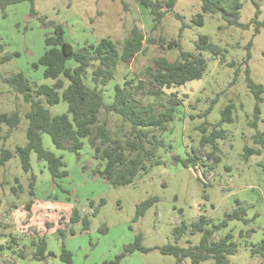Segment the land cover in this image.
Masks as SVG:
<instances>
[{
    "label": "rangeland",
    "instance_id": "374dc122",
    "mask_svg": "<svg viewBox=\"0 0 264 264\" xmlns=\"http://www.w3.org/2000/svg\"><path fill=\"white\" fill-rule=\"evenodd\" d=\"M242 3L244 27L228 25L220 14H206L204 24L198 25L193 20L203 14L202 2L180 0L157 29L149 10L138 0H34L0 6V61L10 57L0 64V115L18 112L20 116L13 131L7 124L0 126L3 264H67L61 258L63 246L72 254L73 264H101L115 260L139 235L142 245L151 250L128 254L121 264H192L190 258L179 263L159 248L176 244L174 229L183 221L190 224L204 215L211 226H220L237 209L244 211L243 219L228 221L214 238L234 236L238 252L229 257V264H264V257L252 252L264 240V141L256 140L258 132L264 133V93L257 118L256 99L247 84L249 68L253 81L264 86V0ZM48 22L61 25L75 48L109 38L121 50L134 30L144 34L142 53L120 65L114 80L100 87L107 103L113 101L115 86L126 80L143 81L144 92L153 90L146 70L160 57L179 58L178 47L170 45L179 40L184 24L181 44L185 51L197 53L200 36L209 37L212 49L202 52L208 68L200 80L164 89L151 98L143 96L145 103L174 99L181 104L162 135L164 146L157 150L160 163L132 184L113 186L100 177L97 170L103 164L94 159L87 139L83 149L74 153L57 149L47 134L42 136L44 148L63 158L62 170L68 175L54 179L47 163L35 153L31 170L24 171L16 150L28 142L26 114L31 106L5 80L22 72L35 85L54 83L44 77L42 66L35 67L45 52L46 37L54 30ZM87 82L94 86L90 75ZM230 103L235 105L233 120L223 121L222 111ZM48 108L52 115L67 112L65 103ZM116 117H110L112 129L121 124ZM257 119L256 129L251 124ZM204 138L209 142L201 148ZM4 149L13 156L1 164ZM247 149L260 153L248 155ZM148 200L154 203L138 218V207ZM43 237L47 254L38 260L33 257L37 247L32 243ZM200 238L185 235L177 244L197 245Z\"/></svg>",
    "mask_w": 264,
    "mask_h": 264
},
{
    "label": "trees",
    "instance_id": "16d2710c",
    "mask_svg": "<svg viewBox=\"0 0 264 264\" xmlns=\"http://www.w3.org/2000/svg\"><path fill=\"white\" fill-rule=\"evenodd\" d=\"M21 1L34 0H0V6L16 4ZM180 0H138L142 8L149 10L154 29L161 24L162 18L173 13ZM202 12L193 22L198 25L204 24V15L220 14L228 25L244 27L240 23L242 0H200ZM256 16L260 13V7ZM36 14L35 11H33ZM175 16L181 19L179 14ZM42 21H45L41 18ZM54 27L53 33L45 39V52L35 67L44 68V77L52 79V85H35L24 73H18L8 77L5 82L15 91L23 95L26 103L30 104V111L26 114L29 121L27 129V144L18 147L21 165L25 172L31 170V155L35 153L39 161L47 163L48 169L54 179L67 176L62 170L65 163L62 157L46 150L43 146L42 136L47 134L51 137L53 145L59 150H69L79 153L87 139L94 151V159L102 165L97 174L113 186H125L132 184L136 178L149 171V168L160 163L157 150L164 146L163 133L167 132L169 125L174 122L177 106L181 103L174 99H168L164 104L157 102L145 103L143 96L148 98L158 96L164 89H172L185 86L187 83L200 80L208 68V61L202 55L203 51L212 49L208 36L202 35L197 44L198 52H187L181 44L182 33L187 27L184 24L179 33V40H174L170 48L177 46L180 52L176 60H168L160 57L154 61V65L146 70V76L153 90L144 92L143 81L126 80L124 84H117L114 89L113 101L107 103L100 90L115 78L117 68L122 64H129L143 51L145 36L141 32L133 31L122 49L119 50L116 43L109 38H104L98 43L88 42L82 47L75 48L65 38V31L61 25L54 22L47 23ZM252 46L250 43L249 48ZM251 59L248 54L247 62ZM10 60L5 57L0 64ZM74 65L69 66V63ZM247 84L256 99L255 114L257 118L261 114L263 103L264 86L256 84L247 69ZM91 76L94 86L87 82ZM61 103L67 104V112L52 115L48 106ZM235 105L230 103L222 111L223 121L232 122ZM118 117H116V116ZM103 116V117H102ZM114 116L121 122L119 127L112 129L109 126L110 117ZM20 122L18 112L0 115V126L7 124L10 132ZM253 127L258 128V119L252 122ZM220 136V134H218ZM224 136V133H221ZM257 142L264 141V133L256 134ZM203 139L201 148L207 143ZM259 149H247L248 155L259 154ZM13 154L9 150H3L1 164L9 161ZM187 165V163H184ZM33 195V192H31ZM154 201L148 200L138 207L137 217L152 206ZM237 209L227 214L226 220L220 226H211V220L200 215L197 220L188 224L183 221L174 229L175 239L178 242L185 235H200L197 245L181 247L177 244H167L159 250L163 254L174 256L179 263L190 258L192 264H201L212 261L213 264H229V257L238 252V244L232 234H226L215 239V234L226 228L228 221L243 219L244 211ZM76 213L73 212L72 220ZM242 234L240 235V237ZM37 247L33 257L38 260L46 258L47 242L45 238H39L32 243ZM253 254L264 257V240L253 246ZM4 250L0 248V254ZM142 245V237L137 236L134 243L125 247L124 253L113 261H104L101 264H121V260L128 254L136 251L148 252ZM61 258L67 264L72 263V254L63 246ZM0 264L1 261L0 255Z\"/></svg>",
    "mask_w": 264,
    "mask_h": 264
}]
</instances>
